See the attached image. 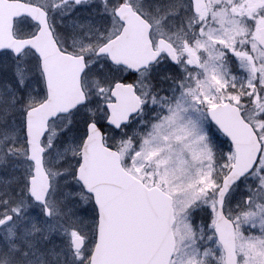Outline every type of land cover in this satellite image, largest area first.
<instances>
[{"label": "snow or ice", "instance_id": "6c2138e0", "mask_svg": "<svg viewBox=\"0 0 264 264\" xmlns=\"http://www.w3.org/2000/svg\"><path fill=\"white\" fill-rule=\"evenodd\" d=\"M0 264H264V0H0Z\"/></svg>", "mask_w": 264, "mask_h": 264}]
</instances>
